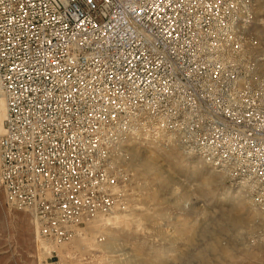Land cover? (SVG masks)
Masks as SVG:
<instances>
[{
  "label": "built area",
  "instance_id": "built-area-1",
  "mask_svg": "<svg viewBox=\"0 0 264 264\" xmlns=\"http://www.w3.org/2000/svg\"><path fill=\"white\" fill-rule=\"evenodd\" d=\"M249 1L0 0V188L46 258L120 203L115 149L158 140L191 114L214 124L216 162H232L234 184L264 209V86H245L258 105L230 116L213 96L244 79L226 68L245 59Z\"/></svg>",
  "mask_w": 264,
  "mask_h": 264
},
{
  "label": "rangeland",
  "instance_id": "rangeland-1",
  "mask_svg": "<svg viewBox=\"0 0 264 264\" xmlns=\"http://www.w3.org/2000/svg\"><path fill=\"white\" fill-rule=\"evenodd\" d=\"M249 2L253 34L245 59L237 57L226 68L244 79L235 81L231 96H224V89L219 98L213 95L222 116H230L229 106L235 112L247 104L257 106L243 94L244 87L256 91L264 86V37L256 33L264 23V0ZM223 83L222 77L217 91ZM198 123L191 114L158 140L115 149L110 158L120 203L113 213L85 223L81 235L58 248L59 256L51 260L30 216L10 208L0 188V264H264V209L244 192L245 186L234 184L232 162H216L209 137L215 134L214 124L203 129ZM202 134L208 144L203 155L198 152Z\"/></svg>",
  "mask_w": 264,
  "mask_h": 264
},
{
  "label": "bare ground",
  "instance_id": "bare-ground-1",
  "mask_svg": "<svg viewBox=\"0 0 264 264\" xmlns=\"http://www.w3.org/2000/svg\"><path fill=\"white\" fill-rule=\"evenodd\" d=\"M0 97H1V95H0ZM2 98V97H1ZM3 99V98H2ZM4 101V100H3ZM4 116H5V110L3 111V112H1L0 111V125H1V122H2V120L4 119ZM167 137H171L170 135H167ZM196 152V151H195ZM193 153V150L191 151V153L190 154H192ZM244 183V182H243ZM243 183H242V185L241 186H245V185H243Z\"/></svg>",
  "mask_w": 264,
  "mask_h": 264
}]
</instances>
